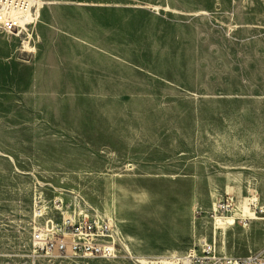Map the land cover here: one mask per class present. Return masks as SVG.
Returning <instances> with one entry per match:
<instances>
[{"label":"rangeland","instance_id":"obj_1","mask_svg":"<svg viewBox=\"0 0 264 264\" xmlns=\"http://www.w3.org/2000/svg\"><path fill=\"white\" fill-rule=\"evenodd\" d=\"M28 14L0 31V264H174L239 197L257 218L236 219L232 254L215 250L264 249V0H36ZM90 213L115 220L117 258L32 240Z\"/></svg>","mask_w":264,"mask_h":264},{"label":"built area","instance_id":"obj_2","mask_svg":"<svg viewBox=\"0 0 264 264\" xmlns=\"http://www.w3.org/2000/svg\"><path fill=\"white\" fill-rule=\"evenodd\" d=\"M36 0H0V31L16 32L27 24L22 15L30 13ZM252 204V203H251ZM254 206V205H253ZM256 210V209H255ZM254 210V212H255ZM258 211L264 213V207ZM254 214V213H253ZM33 242L46 254L57 256L115 259L121 251V237L112 217L101 214L61 215L47 219L44 227L33 230ZM264 264V249L245 255L219 256L210 244L191 249L175 264Z\"/></svg>","mask_w":264,"mask_h":264},{"label":"bare ground","instance_id":"obj_3","mask_svg":"<svg viewBox=\"0 0 264 264\" xmlns=\"http://www.w3.org/2000/svg\"><path fill=\"white\" fill-rule=\"evenodd\" d=\"M28 15H29L28 13H25L24 15H22L21 20H23L24 17L28 19ZM215 210H216V208H215ZM253 213L254 212H251V210H249L247 206H244L242 204V202L240 200V197H239L238 200L235 201L234 208L231 209L229 216L218 217L217 215H214V217L212 219L215 220V221L211 220L210 230H211V233L213 234V239H212V242H211V246H212V248H213V250H214V252L216 254H218L219 256H230V255H226V254H223V253H219L215 249L222 250V251L228 252L230 254L233 253L232 245H233V243L235 244L236 235H239L238 232L235 229L236 228L235 227L236 219L237 218H241V217L246 216V215H249L250 218H254V219L257 218L255 215H253ZM216 220H218V223H216ZM258 229H260V228H258ZM260 232H264V231H260ZM263 237H264V235H263ZM253 242L254 241L252 240L251 243L253 244ZM259 242H260V240H259ZM255 243L258 244V240H255ZM168 253H170V252H168ZM177 259H179V258H177ZM172 261H174V260H172ZM161 263H162V261H161ZM164 263L168 264L166 261ZM170 263H173V262H169V264ZM146 264H147V261H146Z\"/></svg>","mask_w":264,"mask_h":264}]
</instances>
